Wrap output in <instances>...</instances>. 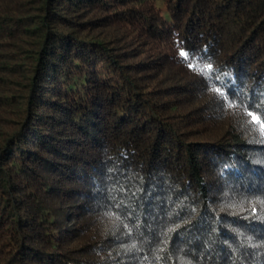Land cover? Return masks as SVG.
Masks as SVG:
<instances>
[{
	"label": "trees",
	"instance_id": "obj_1",
	"mask_svg": "<svg viewBox=\"0 0 264 264\" xmlns=\"http://www.w3.org/2000/svg\"><path fill=\"white\" fill-rule=\"evenodd\" d=\"M253 116L264 0H0V264H264Z\"/></svg>",
	"mask_w": 264,
	"mask_h": 264
},
{
	"label": "rangeland",
	"instance_id": "obj_2",
	"mask_svg": "<svg viewBox=\"0 0 264 264\" xmlns=\"http://www.w3.org/2000/svg\"><path fill=\"white\" fill-rule=\"evenodd\" d=\"M155 3H156V6L162 11V13H165L166 11L165 4L161 1H156ZM80 82H83V80H80L79 78H75L74 87H76V85H79Z\"/></svg>",
	"mask_w": 264,
	"mask_h": 264
},
{
	"label": "snow or ice",
	"instance_id": "obj_3",
	"mask_svg": "<svg viewBox=\"0 0 264 264\" xmlns=\"http://www.w3.org/2000/svg\"><path fill=\"white\" fill-rule=\"evenodd\" d=\"M181 55H186V54L182 52ZM253 120L255 123L259 124L261 128H264V120H262L260 117L253 116Z\"/></svg>",
	"mask_w": 264,
	"mask_h": 264
}]
</instances>
